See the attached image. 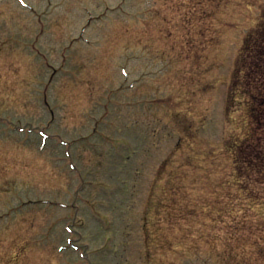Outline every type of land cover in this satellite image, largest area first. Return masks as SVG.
<instances>
[{
	"label": "rangeland",
	"instance_id": "374dc122",
	"mask_svg": "<svg viewBox=\"0 0 264 264\" xmlns=\"http://www.w3.org/2000/svg\"><path fill=\"white\" fill-rule=\"evenodd\" d=\"M263 13L0 0V264H264Z\"/></svg>",
	"mask_w": 264,
	"mask_h": 264
},
{
	"label": "trees",
	"instance_id": "16d2710c",
	"mask_svg": "<svg viewBox=\"0 0 264 264\" xmlns=\"http://www.w3.org/2000/svg\"><path fill=\"white\" fill-rule=\"evenodd\" d=\"M258 26L262 27L264 26V13L260 16L259 20H258Z\"/></svg>",
	"mask_w": 264,
	"mask_h": 264
}]
</instances>
